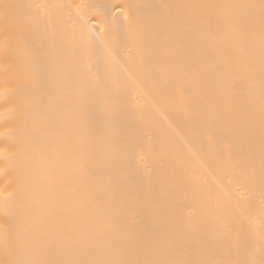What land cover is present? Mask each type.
Returning a JSON list of instances; mask_svg holds the SVG:
<instances>
[{
	"label": "bare ground",
	"instance_id": "6f19581e",
	"mask_svg": "<svg viewBox=\"0 0 264 264\" xmlns=\"http://www.w3.org/2000/svg\"><path fill=\"white\" fill-rule=\"evenodd\" d=\"M0 264H264V0H0Z\"/></svg>",
	"mask_w": 264,
	"mask_h": 264
}]
</instances>
